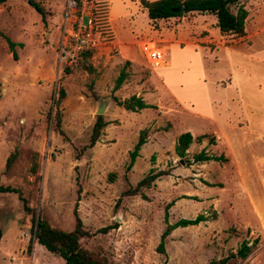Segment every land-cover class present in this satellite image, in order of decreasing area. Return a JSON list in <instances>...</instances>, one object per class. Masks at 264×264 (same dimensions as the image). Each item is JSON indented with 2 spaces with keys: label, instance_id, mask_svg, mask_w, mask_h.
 I'll return each mask as SVG.
<instances>
[{
  "label": "rangeland",
  "instance_id": "374dc122",
  "mask_svg": "<svg viewBox=\"0 0 264 264\" xmlns=\"http://www.w3.org/2000/svg\"><path fill=\"white\" fill-rule=\"evenodd\" d=\"M64 1L0 5V185L17 189L29 209L17 194H0V264H63L35 243L32 220L70 232L73 210L85 233L80 248L106 264H208L242 242L254 243L250 253L226 264H264V0L237 1L247 14L241 37L220 34L208 14L151 23L137 0L124 15V0H111L108 14L97 0V47L60 67ZM3 37L16 44L12 50ZM142 44L163 50L170 66L149 65ZM125 62L126 79L114 90ZM60 87L59 134L53 101ZM130 96L155 108L116 106ZM101 103L106 126L84 149ZM143 129L146 143L125 172ZM183 132L193 138L188 162L173 153ZM200 135L207 137L197 143ZM200 151L225 161L191 163ZM149 169L165 174L126 195ZM165 213L168 224L199 214L209 220L173 230L158 253Z\"/></svg>",
  "mask_w": 264,
  "mask_h": 264
},
{
  "label": "trees",
  "instance_id": "16d2710c",
  "mask_svg": "<svg viewBox=\"0 0 264 264\" xmlns=\"http://www.w3.org/2000/svg\"><path fill=\"white\" fill-rule=\"evenodd\" d=\"M7 0H0V5ZM238 0H139L138 4L141 10L145 11L146 18L149 22L154 23L160 20H166L170 18H181L186 14L197 13V14H208L215 18V26L218 32L222 35H233L236 37H241L244 32V22L246 19V11L241 7L237 6ZM28 4L35 10V12L43 19V12L31 2ZM230 7H236L234 12L230 11ZM179 8H182V11H178ZM4 41L7 44L9 50H12L16 45L11 42L6 37H3ZM20 46V45H18ZM91 52L83 53L80 57H87ZM128 62L124 63L123 68L119 71L117 77L115 78L113 89L118 90L120 85L126 79V72L124 67ZM68 68L63 69V73L67 71ZM64 98V90L60 87L58 89L57 98L53 101V120L55 123V130L60 134L59 130L60 124V113L56 110V107L60 101ZM116 106L122 108L124 111L131 113H137L144 109H154L152 105L145 104L141 98L136 96H130L122 100L115 99ZM106 126V122L102 120L100 116H96L95 121L91 127L89 139L87 145L84 149L92 148L93 145L98 141V138L101 134V130ZM206 135H200L194 138V140L199 143L202 139L206 138ZM193 138L190 133L183 132L180 133L174 142L173 153L179 159H183L186 155V150L191 144ZM146 143V130H140L138 132L137 139L132 146V149L128 152V160L125 165V172H128L132 167L135 159L138 157V152ZM214 143L213 137H208L207 144L212 145ZM15 154L11 153L5 162L4 171L9 168L11 162L14 160ZM152 160V157H151ZM224 162L225 159L223 156H212L207 155L203 151H200L191 156V163H203V162ZM190 164V163H188ZM34 166L32 167V171ZM165 173L157 172L154 173L153 169H149L147 174L140 179L135 188L125 192L126 195H135L140 188H148L154 180H156L160 175ZM13 193L17 194L18 199L22 203V208L24 211H29L28 207L25 204V201L21 198L20 193L17 189L11 188L9 186L0 185V194ZM171 205L169 203L166 205V209ZM73 229L70 232H64L61 230H56L51 228L46 221L36 218L32 220L33 223V238L37 245L41 246L46 252L57 256L63 262V264H106L103 261H100L93 257L90 253L80 248L78 244L79 238L85 235L82 230V224L78 218L76 211L73 210ZM214 216V215H213ZM165 228L159 237V242L157 244V252L163 253L164 240L169 234L177 228H186L189 226H196L201 222H206L209 220L207 217L202 214L197 215L193 219H179L172 224L166 222V213L164 215ZM253 244L248 245L246 242H242L240 247L236 250L235 254H230L227 257H224L218 261L211 260L208 264H226L229 258L237 257L239 259H244L251 251Z\"/></svg>",
  "mask_w": 264,
  "mask_h": 264
},
{
  "label": "built area",
  "instance_id": "2783aa9c",
  "mask_svg": "<svg viewBox=\"0 0 264 264\" xmlns=\"http://www.w3.org/2000/svg\"><path fill=\"white\" fill-rule=\"evenodd\" d=\"M97 0H65L63 24L59 38L57 59L60 67H70L83 53L98 45L96 37L97 11H102ZM140 52L151 66L165 64V52L142 44Z\"/></svg>",
  "mask_w": 264,
  "mask_h": 264
},
{
  "label": "crops",
  "instance_id": "0c3cea01",
  "mask_svg": "<svg viewBox=\"0 0 264 264\" xmlns=\"http://www.w3.org/2000/svg\"><path fill=\"white\" fill-rule=\"evenodd\" d=\"M106 1V3H107V14H108V10H109V6L111 5L109 2L111 1V0H105ZM139 0H137V2H138ZM147 1H155V0H147ZM130 4L131 3V0H124V3L122 2V6H121V13H123V15L125 14V11H127V4ZM139 5V4H138ZM141 10V9H140ZM142 11V15L144 14V16H146V14H145V11H143V10H141ZM191 14V13H190ZM109 19V18H108ZM170 19H173V18H170ZM147 21H148V19H147ZM111 25H113V23L111 22L110 23ZM167 47V46H166ZM167 64H165L166 65V67H169L170 66V63H169V61H167L166 62ZM231 82H233L234 83V81H231ZM236 97L239 99V93H238V91L236 92Z\"/></svg>",
  "mask_w": 264,
  "mask_h": 264
},
{
  "label": "water",
  "instance_id": "95a60500",
  "mask_svg": "<svg viewBox=\"0 0 264 264\" xmlns=\"http://www.w3.org/2000/svg\"><path fill=\"white\" fill-rule=\"evenodd\" d=\"M178 11H182V8H179ZM103 106H105V103H101V105L96 109V116H100V114L103 113Z\"/></svg>",
  "mask_w": 264,
  "mask_h": 264
}]
</instances>
